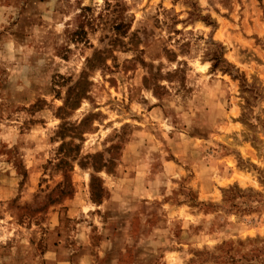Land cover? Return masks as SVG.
<instances>
[{
    "label": "rangeland",
    "instance_id": "1",
    "mask_svg": "<svg viewBox=\"0 0 264 264\" xmlns=\"http://www.w3.org/2000/svg\"><path fill=\"white\" fill-rule=\"evenodd\" d=\"M0 264H264V0H0Z\"/></svg>",
    "mask_w": 264,
    "mask_h": 264
},
{
    "label": "trees",
    "instance_id": "2",
    "mask_svg": "<svg viewBox=\"0 0 264 264\" xmlns=\"http://www.w3.org/2000/svg\"><path fill=\"white\" fill-rule=\"evenodd\" d=\"M214 66L216 67L217 66V63H215Z\"/></svg>",
    "mask_w": 264,
    "mask_h": 264
}]
</instances>
